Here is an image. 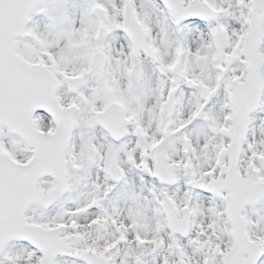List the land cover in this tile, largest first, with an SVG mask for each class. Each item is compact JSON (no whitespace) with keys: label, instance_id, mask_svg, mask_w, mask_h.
I'll list each match as a JSON object with an SVG mask.
<instances>
[{"label":"snow or ice","instance_id":"1","mask_svg":"<svg viewBox=\"0 0 264 264\" xmlns=\"http://www.w3.org/2000/svg\"><path fill=\"white\" fill-rule=\"evenodd\" d=\"M152 2L163 17L159 31L136 0L113 2L111 10L104 0H87L81 27L61 15L70 26L62 30L60 46L31 25L34 14L61 0H0V264H69L65 258L71 264H149L144 253L120 256L122 248L133 245L154 252L167 248L178 257L175 264H192L181 237H190L189 243L203 251L199 264H264V229L254 231L259 221L245 212L264 201V142L254 133L249 138L252 114L264 111V0H235L240 9L235 25L220 21L231 14L223 0ZM90 14L97 21L90 22ZM49 19L55 24L57 16ZM169 20L199 32L203 43L170 41ZM110 36L122 40L119 48ZM142 56L160 73L151 105L142 92L148 78ZM113 63L123 68L126 84L111 70ZM182 85L197 89L203 102L176 120ZM64 89L73 95L67 97ZM217 97L219 109L209 108ZM197 120L214 133L203 144L191 140L190 126ZM97 127L107 144L83 131ZM127 135L137 138L132 149ZM173 137L182 140L179 158L167 148ZM98 161L106 180L92 182L87 203L53 216L31 214L35 206L48 209L75 190L86 177L73 182L74 176ZM124 163L151 178L153 216L138 205L120 220L115 205L111 211L105 207L116 184L127 179ZM178 170L187 177L184 197L160 188L178 183ZM193 193L222 202L210 203L207 224L194 219L200 209ZM81 216L91 218L84 224ZM109 224L112 239L89 242L91 230ZM218 229L227 239L215 236ZM15 241L24 242L23 251L14 250ZM163 264H169L167 256Z\"/></svg>","mask_w":264,"mask_h":264},{"label":"rangeland","instance_id":"2","mask_svg":"<svg viewBox=\"0 0 264 264\" xmlns=\"http://www.w3.org/2000/svg\"><path fill=\"white\" fill-rule=\"evenodd\" d=\"M104 2L107 4L109 9L111 10L112 3H116L117 5L121 4V0H104ZM157 3L161 4L158 0H156ZM137 6L142 11H147L151 14V20L153 26L156 28L157 31H159V24L162 20V14L156 9L155 3L152 2V0H136ZM161 6H163L161 4ZM223 6L229 10V15H224L220 17V21L223 23H230L235 25L234 16H239L240 9L235 4V0H223ZM88 8L87 0H61V3L53 6L49 4L48 11L43 13H38L33 15L32 19V25L37 29L38 32L44 34L49 41L53 42L54 44L58 41L60 46H63L64 39H63V29L70 26L68 22H64L60 19L61 15H66L69 20L75 21V27L79 28L81 27L82 18L85 17L86 10ZM50 16H57V20L55 24L49 19ZM98 17L95 14L88 15V20L90 22L97 21ZM213 24H215V21H212ZM169 40L175 41L177 38L179 39H185L192 47H197L203 41L200 38L199 32L193 30H190L189 27H185L183 25L177 26L169 20ZM109 39L113 41V44L115 47L119 48L120 43L122 40L118 37L110 36ZM205 39H209L208 36H205ZM117 41V42H116ZM168 45H165V48H167ZM141 60L143 61V66L145 71L152 75L150 80L146 78L142 82V92L144 93V101L147 105H151L156 102L158 91L157 84L158 80L160 78V73L156 70V65L153 64L152 60L150 58L141 57ZM111 70H114L116 72L117 76L121 77V82L123 84L127 83V77L124 74L123 68L117 66L115 63L112 64ZM196 72H200V68H195ZM91 85H95V81L91 82ZM64 92L66 93L67 97H71L73 94L69 92L67 89H64ZM178 102L175 105V111L173 113V119L181 120L187 118L190 111L193 110V106L197 103L199 100L200 102H203L200 99L199 91L195 88H187L186 86L182 85L181 90L176 93ZM213 102L218 104L220 107V98H213ZM209 108L213 107L212 101L208 104ZM215 109L217 110V106H215ZM148 123V114L145 112V124ZM102 128L97 127L94 131H91L92 133H86V129H83L84 133L87 135H94L96 140V143H105L107 144V141L104 137V131L101 130ZM191 129V140L193 144L199 140L201 144L204 143L203 138L205 139L209 136L214 135L212 133L211 129L207 126V123L203 120H197L193 123V125L190 126ZM154 130V126H153ZM80 130H78L79 132ZM252 133L255 134V140L257 142H264V111H258L253 115V126H252V132L249 133V138H252ZM200 137V139L198 138ZM136 137L134 135H127L124 137V140L128 141V149H132L135 147L136 144ZM124 140L120 141L121 144H123ZM75 144L77 145V151L79 150V145L81 143V138L79 135L75 137L74 140ZM168 151L176 152V158H179L181 155H183L182 151H179L182 148V140L178 139L176 137L171 138L169 144L167 145ZM106 150V149H105ZM123 156V153H121ZM246 160V157L243 155L242 163ZM103 161H98L97 164L92 165L90 171L88 172H79L74 176L73 182L76 181L80 176L86 177L85 180L81 181L78 185V187L68 192L67 195L64 197H61V199L51 208L49 209H43L39 206H35L32 209L31 214H35L37 216L41 215L42 213L48 216L56 215L58 212H61L63 208H75L78 206H83L85 203H87L91 199V193L93 192L92 188V182L95 181L97 183L102 184V181L105 182L106 177L105 174L100 171V167L98 165H102ZM131 164L130 163H124L123 167L127 170ZM133 167V166H132ZM128 172V171H127ZM97 174H99V180H97ZM177 176L180 177L179 182L174 184L173 186H167V185H161V189H167L170 192H175L178 197H184L185 192L187 191V186L185 185V180L187 177L184 175L183 170L177 171ZM125 180H121L116 186L122 185ZM107 183L109 184H115L116 182L113 180H107ZM158 183V181H156ZM85 184H87V187H85ZM149 191V188L147 189ZM199 189L196 190V193H199ZM196 193H193V204L198 206L200 209V213L194 217V219L197 222H202L207 224L209 221V217L207 215V209L210 205V203H216L217 205H222V202L219 199H216L215 201H211L210 199L206 198L205 195H197ZM125 194L121 192H113L110 193L109 198L104 202L105 207L109 209V211L112 210L113 205H115L116 208H120L119 210H126L129 211L127 208L131 207V205H120L122 201V198ZM144 207V210L147 212L149 216L154 215V209L157 207L155 199L152 200V204H144L142 205ZM93 211H99L98 209H94ZM247 216H249L253 221H259V227L253 226L254 231H259L261 229H264V220H260L261 217H264V201L259 203L255 207L248 208L246 211ZM127 216L120 217V220H125ZM91 218V216H88L87 218L85 216L80 217L81 223H88V220ZM224 221H220V225L223 226ZM230 226V225H229ZM112 226L106 225L103 228H100L99 230L93 229L88 233V239L89 242L95 240L99 243H104L106 240L112 239V233H113ZM196 229H193L192 236H195ZM225 235L222 233L219 229L215 233V236H221ZM215 236L213 238L215 239ZM225 239H227V236L225 235ZM182 242L185 244L187 251L192 256V264H199V261L202 259L203 251L198 249L196 245L190 244L189 240L190 237L187 239L181 238ZM12 247L14 250L17 251H23L24 249V243H18L13 242ZM130 254H140L144 253L145 259L149 262V264H163V258L165 256L168 257L169 264H175V261L177 260V256L174 254L172 250H169L167 248L159 249V251H152L151 248H136L135 245H133L131 248L124 247L122 248L120 252V256H124L125 253ZM69 264H71L70 259H68Z\"/></svg>","mask_w":264,"mask_h":264},{"label":"bare ground","instance_id":"3","mask_svg":"<svg viewBox=\"0 0 264 264\" xmlns=\"http://www.w3.org/2000/svg\"><path fill=\"white\" fill-rule=\"evenodd\" d=\"M119 39V38H118ZM117 42V41H116ZM152 77L151 74L148 75V80ZM212 104L217 106V110L219 109L218 104L214 103L212 100ZM253 126V124H252ZM86 133H92L90 130L86 129ZM200 139V137L198 136ZM205 141V137L203 138ZM131 166V165H130ZM127 179L126 181L123 182L122 185H118L114 188V190L111 192H121L124 193L125 195L122 198V201L120 205H131V207L127 208L128 210L130 208H135L138 205H144V204H152V200L154 199L149 191H147L148 188L152 186L151 178L147 177L146 174L141 171L138 168L135 167H129L127 169ZM144 177L145 179L142 180L141 177ZM102 184L104 182L102 181ZM139 196V200L137 201L135 197ZM146 197V199H145ZM120 209V208H119ZM129 211L126 210H120V217L128 216ZM225 238V235H223Z\"/></svg>","mask_w":264,"mask_h":264},{"label":"water","instance_id":"4","mask_svg":"<svg viewBox=\"0 0 264 264\" xmlns=\"http://www.w3.org/2000/svg\"><path fill=\"white\" fill-rule=\"evenodd\" d=\"M249 206V205H248ZM179 234V233H178Z\"/></svg>","mask_w":264,"mask_h":264}]
</instances>
